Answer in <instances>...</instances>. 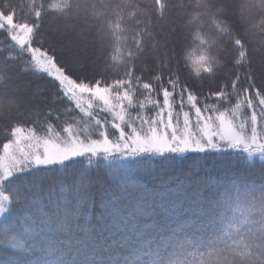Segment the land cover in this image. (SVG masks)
Returning <instances> with one entry per match:
<instances>
[{"label":"snow or ice","instance_id":"1","mask_svg":"<svg viewBox=\"0 0 264 264\" xmlns=\"http://www.w3.org/2000/svg\"><path fill=\"white\" fill-rule=\"evenodd\" d=\"M0 36V264H264V0H3Z\"/></svg>","mask_w":264,"mask_h":264},{"label":"trees","instance_id":"2","mask_svg":"<svg viewBox=\"0 0 264 264\" xmlns=\"http://www.w3.org/2000/svg\"><path fill=\"white\" fill-rule=\"evenodd\" d=\"M3 0H0L2 3ZM16 3H25L26 0H15ZM4 37L0 36V41H3ZM2 46V44H0ZM191 55H195V45L193 46V51L190 53ZM255 70L257 74L259 73V60H257L255 65ZM3 141V135L0 134V143ZM158 170H162L166 172L167 175L163 176V179H168L171 177L173 180L179 178L181 181L186 179L187 175H191V179L196 180L198 178H204L207 174H211L215 176L217 174L216 162L213 159L203 160L197 163V166L193 167V161L191 159L188 160H176V161H157ZM56 174H51L48 178L51 181L52 178L55 177ZM161 177H157L155 180H149L148 186L152 187L153 184H159ZM47 187V185H46Z\"/></svg>","mask_w":264,"mask_h":264}]
</instances>
